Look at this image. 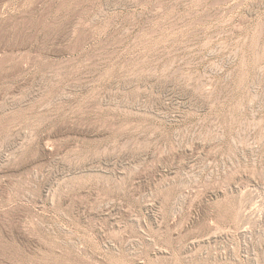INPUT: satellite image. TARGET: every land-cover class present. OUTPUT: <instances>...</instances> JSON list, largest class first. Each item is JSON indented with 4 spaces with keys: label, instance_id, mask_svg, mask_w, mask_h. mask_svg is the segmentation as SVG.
Segmentation results:
<instances>
[{
    "label": "rangeland",
    "instance_id": "374dc122",
    "mask_svg": "<svg viewBox=\"0 0 264 264\" xmlns=\"http://www.w3.org/2000/svg\"><path fill=\"white\" fill-rule=\"evenodd\" d=\"M0 264H264V0H0Z\"/></svg>",
    "mask_w": 264,
    "mask_h": 264
}]
</instances>
